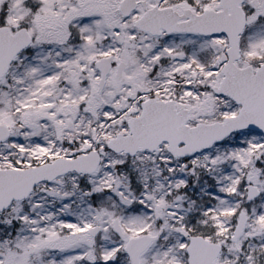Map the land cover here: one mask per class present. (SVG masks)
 Returning <instances> with one entry per match:
<instances>
[{
    "label": "snow or ice",
    "instance_id": "6c2138e0",
    "mask_svg": "<svg viewBox=\"0 0 264 264\" xmlns=\"http://www.w3.org/2000/svg\"><path fill=\"white\" fill-rule=\"evenodd\" d=\"M0 264H264V0H0Z\"/></svg>",
    "mask_w": 264,
    "mask_h": 264
}]
</instances>
